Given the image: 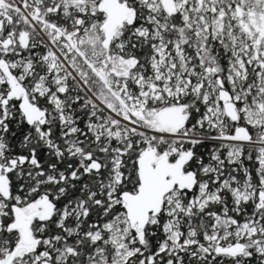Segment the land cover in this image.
Wrapping results in <instances>:
<instances>
[{"label": "snow or ice", "instance_id": "obj_1", "mask_svg": "<svg viewBox=\"0 0 264 264\" xmlns=\"http://www.w3.org/2000/svg\"><path fill=\"white\" fill-rule=\"evenodd\" d=\"M0 264H264V0H0Z\"/></svg>", "mask_w": 264, "mask_h": 264}]
</instances>
